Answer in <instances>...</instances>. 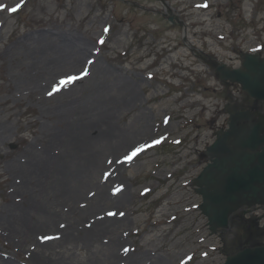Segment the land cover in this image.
<instances>
[{"label": "rangeland", "instance_id": "rangeland-1", "mask_svg": "<svg viewBox=\"0 0 264 264\" xmlns=\"http://www.w3.org/2000/svg\"><path fill=\"white\" fill-rule=\"evenodd\" d=\"M0 6V264H42L41 243L34 234L25 239L29 228L57 233L56 226L42 225L44 214L37 207L43 197H55L52 188L45 189L50 173L35 171L24 178L22 165L35 168L47 149L57 154L55 145L69 119L60 107L50 108L62 104L63 97L47 101L14 86V78L34 61L16 44L26 37L36 47L72 41L92 50H85L68 73L83 77L91 61L111 72L116 91L135 94L115 118L117 132L130 137L118 149L124 155L144 148L115 172L119 180L97 170L86 189L95 192L107 184L110 194L124 192L122 204L108 201L103 206L118 209L123 221L90 243L60 240L45 250L53 259L60 264H125L114 260L125 245L129 254L141 258L136 264H224L244 247L264 244V230L253 239L246 230V221L254 217L264 226L263 209L244 213V206L232 214L228 227L211 233L194 185L210 161L205 149L217 131L228 128L226 103L254 105L239 83L218 78L215 65L239 67L243 52L264 56V0H0ZM45 35L40 43L37 37ZM256 106L264 115V101ZM53 205L63 211L59 220L82 219L80 213L72 214L65 198Z\"/></svg>", "mask_w": 264, "mask_h": 264}, {"label": "bare ground", "instance_id": "bare-ground-1", "mask_svg": "<svg viewBox=\"0 0 264 264\" xmlns=\"http://www.w3.org/2000/svg\"><path fill=\"white\" fill-rule=\"evenodd\" d=\"M47 36H43L42 39L40 36L37 38L42 43L46 41L44 39ZM31 38L26 37L22 42H16L18 47L27 54L34 56V61L30 63L31 66L26 72L19 74L18 78H14V86L18 87V90L20 89L19 93L25 91L37 93L47 101L63 97L62 104L52 105L50 108L60 107L58 109L64 114V117L69 119V127L64 130L63 137L60 136L55 145V149H59L57 154L53 153L51 149H47L45 155L36 160L35 168L30 167L31 163L29 169L22 165L23 177L27 175L30 178L35 171L50 173L46 175L45 181H51V183L45 189L49 192L52 188L55 197H43L37 207L44 214L42 225L52 228L56 226L57 233H42L37 232L35 228H29L30 235L25 238H34L33 234L35 235V238L41 243L40 253L44 255L43 259H46L42 264H50L54 261L59 263L60 260L53 259L55 256L45 250L52 248V245L60 240L64 241V244L79 240L90 243L103 236L107 237L119 221H123L118 219V209L111 211L103 206L108 201L116 205L122 204L125 200L124 192L118 196L110 194L107 184L106 186L101 185L95 192L86 189L90 187L91 176L97 170H100L102 175L107 176L109 180H119L116 178L118 175L116 176L115 172L128 162L124 157L130 155V152L127 149V154L121 155L119 150L122 148L118 149V146L122 142H127L128 145L130 137H128L129 134L118 133L114 122L120 109L131 103L135 94L127 96L124 88L116 91L119 86L116 79L111 78V72L91 61L88 62V59L84 61L90 64L86 76L83 75L82 78L72 83L62 84L61 81L66 80L69 76H80L79 72L73 71L69 74L68 70L76 69L86 54L85 50L91 53L93 51L86 49V46L78 47V43L72 41L61 43L54 41L52 44L42 43L43 45L36 47L34 40L30 42ZM64 38L67 39V37ZM34 70L37 71L33 72ZM39 74H42L43 77L39 78ZM84 80H87V83L83 85L82 89L80 91L75 89L76 85ZM59 85L60 88H54ZM253 111H258V108L255 107ZM2 136L0 133V138ZM64 148L67 149L64 150ZM106 153L108 154L105 155ZM102 157H106V160L104 161ZM60 198H65L70 202L72 214L80 213L82 218L80 221L73 222L70 217H67L66 220L58 219L63 216V211L52 209V207H54L53 203L58 202ZM110 212L115 215H108ZM44 237H48V239H44ZM119 242H121L120 238L117 239V245ZM125 249V245H122L115 252L114 260L121 259L125 264L140 262L139 256L129 254ZM64 263L62 262V264ZM108 264H115V262L112 260Z\"/></svg>", "mask_w": 264, "mask_h": 264}, {"label": "water", "instance_id": "water-1", "mask_svg": "<svg viewBox=\"0 0 264 264\" xmlns=\"http://www.w3.org/2000/svg\"><path fill=\"white\" fill-rule=\"evenodd\" d=\"M241 60L236 68L220 62L215 71L222 82L239 83L254 105L226 103L228 128L216 132L204 152L210 161L194 179L211 233L228 227L232 214L242 207L264 205V115L253 111L264 101V56L243 52ZM224 264H264V244L246 246Z\"/></svg>", "mask_w": 264, "mask_h": 264}, {"label": "snow or ice", "instance_id": "snow-or-ice-1", "mask_svg": "<svg viewBox=\"0 0 264 264\" xmlns=\"http://www.w3.org/2000/svg\"><path fill=\"white\" fill-rule=\"evenodd\" d=\"M19 6H20V5H17V8H19ZM0 7H2V6H0ZM17 8H12L11 11H12V12H15V11H17ZM106 31H107V29H106ZM101 43H103L102 40H101ZM87 74H88L87 69H85L84 72L82 73V75L86 76ZM80 78H82V77H80V76H69L66 80L61 81V83L66 85V84L72 83V82H74L75 80L80 79ZM50 94H51V93H50ZM154 143H155V144H158V143H160V141L157 140V141H154ZM149 146H150V145H149ZM143 150H144L143 147H141V148H137V149H136L135 151H133L130 155L126 156L125 159L130 161L134 156H136L139 152H141V151H143ZM117 191H119V189H117ZM108 215H115V213H111V212H110V213H108ZM44 239H48V237H44ZM125 251H127V249H125Z\"/></svg>", "mask_w": 264, "mask_h": 264}, {"label": "flooded vegetation", "instance_id": "flooded-vegetation-1", "mask_svg": "<svg viewBox=\"0 0 264 264\" xmlns=\"http://www.w3.org/2000/svg\"><path fill=\"white\" fill-rule=\"evenodd\" d=\"M173 18L176 19L175 22H177L179 20L177 17H173ZM255 209H263L264 210V206H261V205L253 206L252 208H249L248 212L250 213V212L254 211ZM261 217H263V216H261ZM246 222L248 224V227H246V230H248V233L252 235V239H253L254 234L259 235L264 230V226L261 227L259 224V221L255 217L252 218L251 220H247ZM255 228H258V230L255 231Z\"/></svg>", "mask_w": 264, "mask_h": 264}]
</instances>
